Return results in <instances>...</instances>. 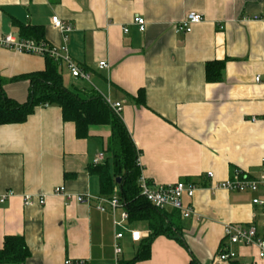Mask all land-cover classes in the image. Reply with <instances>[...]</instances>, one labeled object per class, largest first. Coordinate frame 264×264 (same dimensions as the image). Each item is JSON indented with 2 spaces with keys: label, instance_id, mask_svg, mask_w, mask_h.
<instances>
[{
  "label": "crops",
  "instance_id": "obj_1",
  "mask_svg": "<svg viewBox=\"0 0 264 264\" xmlns=\"http://www.w3.org/2000/svg\"><path fill=\"white\" fill-rule=\"evenodd\" d=\"M191 12L203 22L190 34H176ZM137 16L146 22L143 33L133 25ZM54 17L72 27L67 42ZM23 28L42 29V38H25ZM8 35L70 57L90 77L75 80L54 62L70 90L122 105L118 116L150 183L198 187L193 199H183L194 210L189 219L163 211L175 239L156 238L149 258L138 264H220L227 225L263 229V211L253 205L264 200L263 189L239 193L217 186L235 171L250 180L263 172L264 0H0V38ZM102 62L109 68L100 70ZM212 63L224 64L215 83L207 80ZM46 67L45 57L0 49L6 96L25 104L30 83L15 79ZM111 135L109 126H93L89 138L78 139L75 124L64 122L57 106L37 107L23 124L0 126V198L13 194L0 204V250L8 237H20L31 254L25 264L114 263V218L98 211L95 200L110 196L93 167L98 154H105L102 164L108 159ZM59 187L65 195L55 194ZM26 196L43 197L45 205L25 207ZM79 196L91 200L78 203ZM126 227L143 237L133 243L126 234L121 262L127 264L151 232L146 222ZM233 250L234 262L264 264L255 247Z\"/></svg>",
  "mask_w": 264,
  "mask_h": 264
},
{
  "label": "trees",
  "instance_id": "obj_2",
  "mask_svg": "<svg viewBox=\"0 0 264 264\" xmlns=\"http://www.w3.org/2000/svg\"><path fill=\"white\" fill-rule=\"evenodd\" d=\"M21 31L25 38H31L32 35L39 37L38 39L42 38V29L23 28ZM45 59L47 60L45 71L15 79L30 83L28 101L23 105L6 96L0 78V126L23 124L35 109L41 106L59 107L62 110L63 121L75 124L78 139L89 138V129L93 126H109L112 135L108 159L104 164L93 167L100 177L104 195L112 196L115 190H118L119 199L129 214V222L148 224L151 232L149 239L141 245L134 261L127 264L141 263L149 258L152 242L156 238L164 236L175 239L173 224L166 213L154 208L140 195L139 153L121 118L101 96L86 97L77 90L67 88L63 84L57 64L47 57ZM223 67L222 63L208 65L207 80L218 82ZM117 179H121L120 184H117ZM177 240L182 243L180 238ZM30 256L23 238L8 237L3 249L0 250V264H25Z\"/></svg>",
  "mask_w": 264,
  "mask_h": 264
},
{
  "label": "built area",
  "instance_id": "obj_3",
  "mask_svg": "<svg viewBox=\"0 0 264 264\" xmlns=\"http://www.w3.org/2000/svg\"><path fill=\"white\" fill-rule=\"evenodd\" d=\"M259 20V18H255ZM203 22L202 15L191 12L189 13L184 21L179 23L175 27L176 34H190L193 28L200 25ZM52 24L55 29L59 30L64 37V41L67 42L69 34L72 32V27L65 24L58 17L52 19ZM133 25L139 28L140 32H145L146 22L142 17H135ZM124 33H128V29L124 30ZM0 49L15 51L21 54H28L40 57H47L53 60L55 63L64 64L70 73L71 77L75 80L89 81V75L81 70L79 66L68 56H64L60 50H57L46 43H36L31 40H20L12 35L0 38ZM109 65L106 62L99 64L100 70L108 69ZM257 82L260 81V77H257ZM111 109L119 115L122 111V105L120 103L111 104ZM256 119H253L255 122ZM105 160V154L100 153L97 155L93 162V166H100ZM208 178H213L212 173L207 174ZM140 195L147 202H149L154 208L160 211L174 210L181 214L183 219H189L193 214L194 210L192 207H185L183 199L187 196L189 199H193L198 187L193 183L178 182L173 185H160L156 186L150 183L145 177L141 175L139 179ZM219 189H223L228 192H239L256 193L259 189L264 191V164L263 172L258 179L250 180L241 171H235L231 179L219 184ZM55 194L65 195L66 191L64 187L55 189ZM13 194L9 193L0 198V204H4ZM68 199H72V196L67 195ZM78 203L85 202L89 197L79 196L76 198ZM91 200V199H90ZM96 200V209L101 213L109 212L114 218V227L116 229L115 243H114V254L115 261L112 264H120L121 257L123 255L122 241L125 239L126 234L129 233L131 241L133 243H140L142 240V233L139 231L128 230L127 223L129 221V214L125 210V206L119 199L118 190H115L114 194L107 198H98ZM38 202L39 205H45V199L43 197L34 198L26 196L24 198L25 207H32ZM253 205L258 206L262 209L263 217V229L260 231L256 226H244V225H227L225 227V240L227 246L223 249L216 257V261L220 264H231L237 259V253L233 250L234 247H255L258 251V257L264 261V200L254 199ZM120 211V217L118 218V212ZM66 264H72L66 262Z\"/></svg>",
  "mask_w": 264,
  "mask_h": 264
},
{
  "label": "rangeland",
  "instance_id": "obj_4",
  "mask_svg": "<svg viewBox=\"0 0 264 264\" xmlns=\"http://www.w3.org/2000/svg\"><path fill=\"white\" fill-rule=\"evenodd\" d=\"M176 218H177V217H176ZM176 218H173V222H174V223H177ZM171 219H172V217H171Z\"/></svg>",
  "mask_w": 264,
  "mask_h": 264
},
{
  "label": "water",
  "instance_id": "obj_5",
  "mask_svg": "<svg viewBox=\"0 0 264 264\" xmlns=\"http://www.w3.org/2000/svg\"><path fill=\"white\" fill-rule=\"evenodd\" d=\"M121 183V179H117V184H120Z\"/></svg>",
  "mask_w": 264,
  "mask_h": 264
}]
</instances>
